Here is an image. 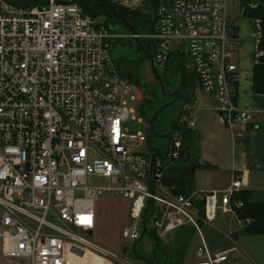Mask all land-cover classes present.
Masks as SVG:
<instances>
[{"label": "built area", "instance_id": "2783aa9c", "mask_svg": "<svg viewBox=\"0 0 264 264\" xmlns=\"http://www.w3.org/2000/svg\"><path fill=\"white\" fill-rule=\"evenodd\" d=\"M106 1L130 10L145 2ZM155 15L153 34L133 35L153 40L155 66L165 68L173 50L185 53L186 47L202 91L216 99L219 122L231 131L251 122L253 113L237 106L233 90L239 75L228 0H171ZM99 19L87 15L80 0L27 9L0 0V264L116 257L92 240L96 201L107 194L130 201L125 240L140 239L144 210L153 201L151 226L161 239L192 226L201 264H227L237 248L213 251L199 221L232 217L243 232L255 224L242 217L244 202L236 197L245 172L225 189L183 193L166 187L167 169L181 155V134H172L167 160L153 152L151 165L150 155L136 150L148 138L129 134L124 125L143 122L140 88L111 57L107 41L113 36L97 27L104 23Z\"/></svg>", "mask_w": 264, "mask_h": 264}, {"label": "crops", "instance_id": "0c3cea01", "mask_svg": "<svg viewBox=\"0 0 264 264\" xmlns=\"http://www.w3.org/2000/svg\"><path fill=\"white\" fill-rule=\"evenodd\" d=\"M248 1L264 0H228V14L230 24L238 29L234 41L235 63L239 75L237 83L233 85L236 104L251 111L253 120L246 125L238 124L235 131L221 124L214 95L202 91L196 76L190 70L191 76L188 78L189 75H183L182 83L191 87L190 92L186 93L185 102V110L190 112L186 125L191 135L184 140L183 155L167 169L164 181L169 189L183 193L211 191L225 189L235 175L245 172L243 191L249 194L248 202L264 205V94L253 91V68L261 56L258 50L261 27L259 20L244 16ZM165 2L170 3L171 0ZM173 51L184 54L179 47ZM237 132H242L243 136L237 138ZM205 164L214 168H203ZM125 200L117 196H101L95 205V230L98 227L101 234L104 227L115 228L122 235L130 221V202L126 201L124 205ZM1 210L0 207V221ZM213 224L215 226L208 231L207 242L210 248L213 251L232 246L237 248L230 255L227 264H264V234L239 231L236 220L223 215ZM188 228L193 230L194 227L187 225L176 229L167 239H162V242L169 251L172 248L171 254L177 258L178 264H201L202 261L196 254L200 243H196L194 256L189 251L188 244L192 241V234ZM103 242V247L116 254L112 239H104ZM151 253L152 250L148 256ZM95 256L97 259L88 257L86 264H113L106 257Z\"/></svg>", "mask_w": 264, "mask_h": 264}, {"label": "rangeland", "instance_id": "374dc122", "mask_svg": "<svg viewBox=\"0 0 264 264\" xmlns=\"http://www.w3.org/2000/svg\"><path fill=\"white\" fill-rule=\"evenodd\" d=\"M164 1L166 0H163V2ZM148 7L149 0H145L143 7L138 10H142L143 13L147 14ZM104 21V17L99 19L100 23H103ZM109 32L113 36L112 39L107 41L110 55L125 77L139 86L141 100L138 103V109L142 107L144 110V114L142 112L138 113V118L143 120L142 123L139 122V119L129 120L125 123L124 127L128 130L129 134L137 135L138 133H141L148 138L147 142L136 149L138 152L143 153L147 158H149L150 150L152 148H157L162 151V155L164 156L167 151V141L163 138H160L158 133L170 129L171 125H173L178 119H181V121L185 123L188 122L190 114L189 111L185 110V98L183 99V96H185L187 92H190L191 87L186 86L185 83H182L183 75H189V78L191 76L189 72L192 71V64L187 54V48H184V54L173 53L171 60L168 62L165 68L160 69L156 67L157 74L161 78L165 77V91H162L159 85L158 77L152 68L150 57L147 54L151 53L150 51H153L150 41L142 40L141 42H138L137 39L133 37L128 27L124 25V23H116L113 19L109 21ZM186 78L187 77L185 76V79ZM173 92H180L183 96L177 99L176 95H170ZM172 102V105L161 110L154 126V132H152L149 120H151V118L154 116V113H156L158 109ZM96 183L98 185H105L103 180L97 181ZM109 196H117L122 197V199H126L124 205H126V201H129L122 195ZM130 223L131 221H129L128 224ZM199 223L202 233L207 240L208 231L211 227H214L215 224L210 225L203 220H200ZM192 229L194 231L189 230V228L187 229L188 231H191L192 234V241L188 244V248L194 256L195 246L196 243H200V238L195 229ZM104 239H107L108 241H111L112 239L115 243L116 247L114 252L116 253V257L108 258L113 262V264H143L141 261L136 260L132 255L133 245L135 242L125 240L118 230L115 231V228L108 227L105 229L104 227L100 234L99 228L97 227L92 236V240L99 245H105V242H103ZM125 244L127 245V250H124ZM154 248L153 241L148 236H144L143 239L136 245V252L141 256L147 257L151 250L152 252L154 251ZM170 250L171 251L169 252L171 254V252H173L171 247ZM99 264H101V262H99ZM170 264H178L177 258L172 254Z\"/></svg>", "mask_w": 264, "mask_h": 264}, {"label": "trees", "instance_id": "16d2710c", "mask_svg": "<svg viewBox=\"0 0 264 264\" xmlns=\"http://www.w3.org/2000/svg\"><path fill=\"white\" fill-rule=\"evenodd\" d=\"M162 2L163 0H149L148 12L147 14H145L142 12V10H130L128 8H124L116 4H112L106 0H80L81 6L83 7V10L87 15L91 16L93 19H99L101 17L105 18L104 23L102 25L100 24L97 25V27L99 28L103 27L109 31V21L111 19H113L114 22L116 23L123 24L121 20L116 16V13L113 11L112 7H114L117 10V12L120 13L138 31L139 35H144V34L149 35L155 32L156 21H157L155 12L157 6ZM244 16L248 18L257 19L260 22L261 36L258 43V50L261 52V56L259 57L257 64H255L253 68V91L256 94H264V1L246 2V10ZM237 34H238L237 27L235 25L230 24V36L233 39H236ZM138 40L140 42L142 40L150 41V43L153 42V40H149L145 38H139ZM173 53L174 51L171 53L168 62L171 60ZM163 80H165V77L163 78ZM184 97H185V101L187 102L186 95ZM139 112L140 113L142 112L144 114V110L142 107L139 108ZM171 128H172V134L175 131H179L182 136V140H183V148L181 151V156H182L184 151V140L186 138L188 139L189 135H191V131L188 130L186 123L182 122L181 119L175 121ZM202 167L214 168L209 164H205ZM176 192H182V191H176ZM236 197L244 202L242 217H252L255 219V224L252 227H250L247 230V232L250 234H264V205L249 203L248 202L249 194L244 191L239 193ZM151 212H152V207L150 203H148L143 213V219L150 216ZM151 222L152 221L150 220L147 224V232L145 233V236H148L153 241L155 247L154 248L155 255H153L152 252L148 257L144 256L146 259L140 258L139 256H136L134 254L132 255L136 260L141 261L143 264H170L171 254L169 252V249L163 244L156 230L152 228ZM124 250H127L126 244L124 246Z\"/></svg>", "mask_w": 264, "mask_h": 264}, {"label": "water", "instance_id": "95a60500", "mask_svg": "<svg viewBox=\"0 0 264 264\" xmlns=\"http://www.w3.org/2000/svg\"><path fill=\"white\" fill-rule=\"evenodd\" d=\"M8 4H10L11 6L15 7V8H18V9H27V8H31V7H36V6H43V5H47L49 3V0H5ZM113 11L116 13V16L124 23V25H126V27H128V29L131 31L132 34L134 35H138V31L120 14L117 12V10L112 7ZM137 41L139 42V40L137 39ZM149 57H150V61H151V65H152V68L155 72V74L157 75L158 77V81H159V85L162 89V91H165L164 90V80L163 78H161L158 74H157V70H156V66L154 64V61H153V56L149 54ZM170 95H176V98L178 99L180 97V93L179 92H173L171 93ZM172 103H169V104H166L164 105L163 107H161L160 109H158L156 111V113L154 114V116L151 118L150 120V128L152 130V132H154V124L156 123L157 121V118H158V115L159 113L161 112V110L169 107L170 105H172ZM153 152L157 153L158 155H162V151L160 149H157V148H152L151 149V153H150V163L152 165V162H153V157H154V154ZM168 155H169V149L166 151V154L162 157L163 160H167L168 158ZM150 205L152 207V212L150 214V216H148L147 218H145L143 220V226H142V236L140 238V240H138L134 245H133V254L136 255V256H139L140 258H144L146 259L144 256H141L139 255L137 252H136V245L139 243V241H141L143 239V237L145 236V233L147 232V224L148 222L152 219V217L154 216L155 212H156V206L154 204L153 201H150ZM165 250V249H163ZM153 255H155V252H153ZM166 262V261H165Z\"/></svg>", "mask_w": 264, "mask_h": 264}, {"label": "flooded vegetation", "instance_id": "af4514ba", "mask_svg": "<svg viewBox=\"0 0 264 264\" xmlns=\"http://www.w3.org/2000/svg\"><path fill=\"white\" fill-rule=\"evenodd\" d=\"M152 44V43H151ZM152 47H153V51H150L151 53H147L148 54V56H149V54L150 55H152V56H154V45L152 44ZM180 93V92H179ZM181 95H182V93H180V97L179 98H181ZM185 97L183 96V99H184ZM186 101H184V106H186V103H185ZM155 114V113H154ZM154 126H155V124H154ZM171 127H172V125H171ZM170 127V129H168V130H165V131H163V132H160V133H158V136L160 137V138H163V139H165L167 142V146H166V150H168V149H170V146H171V142H172V128Z\"/></svg>", "mask_w": 264, "mask_h": 264}, {"label": "bare ground", "instance_id": "6f19581e", "mask_svg": "<svg viewBox=\"0 0 264 264\" xmlns=\"http://www.w3.org/2000/svg\"><path fill=\"white\" fill-rule=\"evenodd\" d=\"M90 256H92L93 258L97 259V257L94 256V254H93V255L89 254V257H90ZM90 259H91V258H90ZM96 264H97V263H96Z\"/></svg>", "mask_w": 264, "mask_h": 264}]
</instances>
